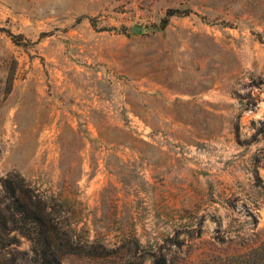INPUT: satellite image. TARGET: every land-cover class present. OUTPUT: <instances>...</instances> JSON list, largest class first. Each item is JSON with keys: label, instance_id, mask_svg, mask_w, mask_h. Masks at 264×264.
<instances>
[{"label": "rangeland", "instance_id": "obj_1", "mask_svg": "<svg viewBox=\"0 0 264 264\" xmlns=\"http://www.w3.org/2000/svg\"><path fill=\"white\" fill-rule=\"evenodd\" d=\"M170 9L190 12L162 30ZM260 130L264 0H0V236L21 240L0 264H203L257 247ZM11 195L53 244L20 234Z\"/></svg>", "mask_w": 264, "mask_h": 264}, {"label": "trees", "instance_id": "obj_2", "mask_svg": "<svg viewBox=\"0 0 264 264\" xmlns=\"http://www.w3.org/2000/svg\"><path fill=\"white\" fill-rule=\"evenodd\" d=\"M189 12L190 11L188 10L170 9L167 13V17L161 22L160 29L163 30L164 28L168 26L170 22V18L178 14H181V13L188 14ZM259 134L264 136V130H260ZM6 191L8 192V190ZM13 193L14 192H12V194ZM10 198L14 199L13 200L14 210H16L19 214L22 215L21 221L24 227L20 228V231H19L20 234H22V236L28 238L31 241L37 240L38 242H42L43 244L49 245V246L53 244L54 241H52L53 238L50 235L45 236L43 241L41 237L36 238L32 236L33 231L32 232L30 231L31 229L29 228L28 224L32 222V224L35 225L34 230L38 229V227L36 226H39V229H43V227L46 226L43 222V219L37 218L36 220H34L31 214L29 213L28 205H25V204L20 205V200L15 199L13 195H11ZM8 209L11 210L10 207H8ZM17 212L12 214L13 215L12 219L14 223H18V220L14 218L16 217ZM0 226H3L4 228H6L5 222L0 220ZM26 228H29V229H26ZM15 230H19V229H15ZM26 230H28L29 232H27ZM38 233H39L38 235H40L42 232L39 231ZM20 243H21V240L16 235L13 237H10L7 241H5V238L3 236H0V244H2V249L8 246H11V245H19ZM95 246H92V249L86 251L85 254L91 257H100L102 254L100 249H102V247L99 245L96 247ZM43 262L44 264H54V260L48 257L43 258ZM154 264H168V263L164 257L160 256L155 260ZM203 264H264V241L260 243V245H258L257 247L247 252H244L242 254L233 255L231 257H226V258H222V257L212 258L211 257V259H209L208 262H205Z\"/></svg>", "mask_w": 264, "mask_h": 264}, {"label": "water", "instance_id": "obj_3", "mask_svg": "<svg viewBox=\"0 0 264 264\" xmlns=\"http://www.w3.org/2000/svg\"><path fill=\"white\" fill-rule=\"evenodd\" d=\"M133 32H135V33H141V32H142V27H140V26H135V27L133 28Z\"/></svg>", "mask_w": 264, "mask_h": 264}]
</instances>
